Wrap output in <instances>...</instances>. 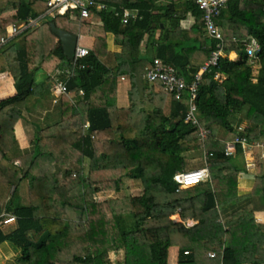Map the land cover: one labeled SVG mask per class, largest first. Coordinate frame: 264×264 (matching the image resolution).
I'll return each instance as SVG.
<instances>
[{"label":"trees","instance_id":"trees-1","mask_svg":"<svg viewBox=\"0 0 264 264\" xmlns=\"http://www.w3.org/2000/svg\"><path fill=\"white\" fill-rule=\"evenodd\" d=\"M96 1L105 7H93L83 20L56 14L0 44V79L11 81L0 87V205L17 217L13 231L4 232L0 224V244L18 248L23 264H168L172 245L180 246L178 264H264V224L255 219L256 206L250 199L235 200L239 174L246 169L237 157L244 158V149L238 144L232 155L224 151L237 133L250 142L264 141V0H232L216 18L228 40L226 55L203 74L197 100L201 125L211 130L205 141L212 154L207 155L210 179L179 192L175 173L188 169L194 156L205 163L198 128L185 121L186 102L144 74L159 57L192 81L215 44L204 30L203 12L194 0ZM122 8L136 9L137 17L122 23L116 15ZM46 9L47 0H0V40L10 23H29ZM11 11L15 14L8 15ZM187 11L196 23L181 31L179 20ZM161 19L173 26L156 39L152 59H137L141 37H150ZM51 22L72 32L81 23L87 29L80 33L94 37L81 60L89 66H75L67 81L71 94L57 101L54 78L36 84V73L74 65ZM173 31L182 41L172 39ZM109 33L121 51L108 49ZM249 36L260 43L252 61L244 46L232 41ZM233 50L239 51L237 60L229 57ZM217 72L222 80L215 78ZM124 74L130 82L128 104L119 105ZM42 100L52 102L57 118L48 109L33 112ZM19 121L29 152L15 132ZM260 154L251 195L264 204ZM126 179L138 181L142 192L97 198L121 192ZM229 207L236 210L226 215ZM190 219L197 222L188 225Z\"/></svg>","mask_w":264,"mask_h":264},{"label":"built area","instance_id":"built-area-1","mask_svg":"<svg viewBox=\"0 0 264 264\" xmlns=\"http://www.w3.org/2000/svg\"><path fill=\"white\" fill-rule=\"evenodd\" d=\"M232 0H194L198 8L203 12V26L207 33V36L214 41V49L210 57L199 68V70L193 75L192 81H188L186 77L178 71V69L172 64L163 61L159 57L152 59V64L144 74L145 79L150 82H160L164 90L174 96L177 100H184L187 104V110L185 113V121L189 122L194 127L198 128V136L201 141V148L203 149L205 163L198 168L184 169L177 171L174 175L175 181L178 183L176 191L179 192L182 189L195 186L203 180L210 178L209 163L207 161V155H212L205 148V141L211 134V130L201 125V113L198 106V93L199 86L202 81L203 74L211 67L218 65L220 59L226 55L225 45L228 40L224 37L222 30L216 24V18L220 16L223 9L227 8ZM97 6L98 8H104L105 5L98 4L96 0H47V9L45 13L49 16H55L56 14H67L71 16H78L80 19H84L90 16L92 8ZM116 15L121 17L122 23L126 24L131 19L137 17V13L132 12L128 8H123L116 12ZM43 17V15L41 16ZM77 18V17H75ZM38 22V19H31L29 23L17 24L10 23L8 25V34L6 37L1 38L0 44L5 43L9 38L15 37L22 33L28 26L34 25ZM232 41L240 43L244 46L246 55L252 59L256 56L260 50V43L254 36H249L244 39L232 38ZM91 48L87 46L77 45L74 53V59L72 60L74 67L69 71L67 79H62L54 76L53 92L56 96L55 101L63 94L70 95L71 93L67 87L68 79L73 75L75 66L80 68L88 67L87 63L81 62L83 58L88 56ZM215 78L222 80L224 75L217 72ZM79 93L83 94L84 90L79 88ZM245 127L239 126L238 132H244ZM238 144L244 149L246 153V165L248 168L258 167L257 153L255 154L253 149L255 147L264 148V142L254 141L250 142L246 134L237 133L233 140L225 142L224 151L225 154L230 156L236 152ZM261 163L264 165V152L260 154ZM194 181V182H193ZM193 182V183H191ZM17 221L15 214L7 212L0 205V224L2 226H9ZM187 253V252H186ZM210 256H215L214 252L209 253Z\"/></svg>","mask_w":264,"mask_h":264},{"label":"crops","instance_id":"crops-1","mask_svg":"<svg viewBox=\"0 0 264 264\" xmlns=\"http://www.w3.org/2000/svg\"><path fill=\"white\" fill-rule=\"evenodd\" d=\"M168 3V2H167ZM196 4V3H195ZM123 9V8H122ZM121 9V10H122ZM130 9V8H128ZM132 12L137 13L138 11L136 9H130ZM46 11V10H45ZM42 13L40 14L36 19H38V22H40V20H43L44 18H50L52 16L47 15L46 13ZM120 11V10H118ZM156 13L158 11H155ZM15 11H11L8 13V15H14ZM184 16L182 18H180L179 20V26L181 31H189L192 29V27L195 25L196 23V16L191 12V11H187L185 13H182ZM43 15V17H41ZM70 18L73 20L79 19V20H83L80 19L78 16H71V14L69 13ZM181 15V14H180ZM77 17V18H75ZM81 24V23H80ZM171 22L170 21H166L165 19H161V22L156 23L155 27L156 30L155 32H153V34L149 37V35H144V37H141V45L139 46V48L137 49V51H133L135 56H137V59L140 57H148L150 59H152L158 49V43L156 42V39L163 34L164 28L166 29H171ZM8 29V27H7ZM69 31V30H68ZM72 32V31H71ZM74 32V31H73ZM78 34V45L81 46H87L88 48H92L94 46V37L93 36H88L89 42L84 44V42L80 41V38L83 37L84 35H80L79 32H74ZM137 34L139 35V33L137 32ZM172 39L174 41H182L181 35L179 34V32L177 31H173L172 32ZM210 39V38H209ZM211 40V39H210ZM208 40V42L210 41ZM108 49L110 51H114V52H119L121 51V46L116 42V36L113 33H109L108 34ZM154 42V43H153ZM111 45V47H110ZM229 57L233 60H237L240 57L239 51L237 50H233L230 52ZM202 66V65H201ZM72 68H65V69H58L56 71H54L53 73H49L48 71H46L45 69L41 68L37 73H36V84H39L43 81H45L49 76H52L54 78V76L62 78V79H67L68 77V73ZM126 81L128 83V86L126 87V104H128V90L130 88V82L126 77V74L122 75L120 77V81ZM8 82H11L9 77H2L0 79V87L1 86H5L8 85ZM118 95H119V85H118ZM119 97V96H118ZM118 102H120V100L118 99ZM120 105V104H119ZM223 133V132H222ZM17 137L21 143V146L25 149L26 152L31 151L32 147L27 139V136L25 134V131L23 132V134L21 136H19L17 134ZM262 141V140H261ZM264 142V141H263ZM255 153V152H254ZM256 154V153H255ZM244 164H245V170L241 171V173L239 174V184H238V190H239V196L238 198H236L235 200H241V199H250V201H252V206L255 207V211H254V216L257 222L264 224V204L262 203V199L259 198V196H254L251 195V192L254 189L255 186V176L257 171L259 170V168L255 167V168H248L246 165V153L244 152ZM210 179V178H209ZM207 180V179H206ZM236 201V202H237ZM231 201L230 203L232 204ZM230 203L225 204L224 207L231 205ZM236 210L235 207H229V211H227L225 214L228 215L229 213L231 214L232 211ZM178 219L176 220H180L179 215ZM197 221H195L194 219H190L187 221L188 225H194ZM12 226V227H11ZM4 229V232H10L13 231L16 228L15 223L10 224L9 226H2ZM2 243L0 244V246L6 244ZM7 249H10L9 246H7ZM1 251V250H0ZM179 255H180V246L179 245H172L169 247L168 249V264H178L179 261ZM1 256V254H0ZM156 256V253H154V257ZM209 256V255H208ZM115 255L113 252H111V258L114 259ZM121 256H118V258H120ZM0 260L2 261L1 257Z\"/></svg>","mask_w":264,"mask_h":264},{"label":"rangeland","instance_id":"rangeland-1","mask_svg":"<svg viewBox=\"0 0 264 264\" xmlns=\"http://www.w3.org/2000/svg\"><path fill=\"white\" fill-rule=\"evenodd\" d=\"M48 19V18H46ZM82 27V28H81ZM82 30H85L87 29V27H84L83 25L81 24H78L75 26V31L76 32H79ZM82 33H80L81 35ZM84 35L83 37L80 38V41L81 42H84V44L88 43L89 39L88 34H82ZM111 47V45H110ZM128 86V83L126 81H121L120 84H119V97L118 99L120 100L119 104L120 105H125L126 104V87ZM51 101L48 100V102H46L45 100H42L40 101V103H37L35 104L36 109L33 111L34 113L36 114H45L46 113V109L50 110L51 114H54L53 116L55 118H57V113H56V110L54 109V106L51 105L50 103ZM44 104V106L42 107V105ZM47 104V105H46ZM55 105V103H53ZM54 118V119H55ZM15 132L16 134H18L19 136H21L24 132V128H23V125L21 123V121H19L17 123V125L15 126ZM110 137L112 136V134L110 133L109 135ZM253 151L255 153H263L264 152V148H261V147H255L253 149ZM237 160H238V163L240 165L243 166V160L244 158L241 156V157H237ZM203 158H201V156H194L193 158H189L188 161H187V168L188 169H191V168H198V167H201L203 166ZM14 191V186H12L10 188V191L9 193L12 194V192ZM142 192V187L140 185V183L138 181H135V180H129V179H126L125 180V185H124V188L121 192L119 193H115L113 191H110V192H106V193H100V194H97V198L99 200H104V199H108V198H115V197H118V196H122V195H128V194H131V195H137V194H140ZM17 194H18V190H17ZM172 218H176L178 219V216L176 215H173ZM12 227V226H11ZM9 246L10 249H7ZM0 254H1V259L2 261L0 260V264H23L22 261L18 260V257L20 256V251L18 248H16L13 244H11L10 242H7L6 244H4L3 246L1 245L0 246Z\"/></svg>","mask_w":264,"mask_h":264},{"label":"water","instance_id":"water-1","mask_svg":"<svg viewBox=\"0 0 264 264\" xmlns=\"http://www.w3.org/2000/svg\"><path fill=\"white\" fill-rule=\"evenodd\" d=\"M52 31L61 39L65 55L70 59H74V53L78 45V34L57 27L55 22H51Z\"/></svg>","mask_w":264,"mask_h":264},{"label":"bare ground","instance_id":"bare-ground-1","mask_svg":"<svg viewBox=\"0 0 264 264\" xmlns=\"http://www.w3.org/2000/svg\"><path fill=\"white\" fill-rule=\"evenodd\" d=\"M194 182V181H193ZM193 182H191V183H193Z\"/></svg>","mask_w":264,"mask_h":264}]
</instances>
